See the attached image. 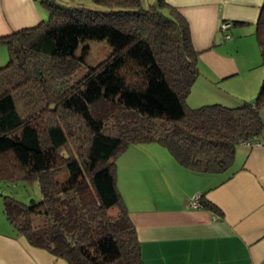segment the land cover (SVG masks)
<instances>
[{
	"label": "trees",
	"instance_id": "16d2710c",
	"mask_svg": "<svg viewBox=\"0 0 264 264\" xmlns=\"http://www.w3.org/2000/svg\"><path fill=\"white\" fill-rule=\"evenodd\" d=\"M93 1L110 22L38 0L47 18L0 35L8 51L0 66V180H37L41 192L28 203L4 195L3 214L15 235L69 264H146L115 159L129 144L156 141L186 168L225 171L235 148L264 130V79L252 99L190 107L198 52L179 11L165 0L149 8ZM254 34L264 66V1ZM87 40H104L111 52L76 75ZM197 200L222 212L204 193Z\"/></svg>",
	"mask_w": 264,
	"mask_h": 264
},
{
	"label": "crops",
	"instance_id": "0c3cea01",
	"mask_svg": "<svg viewBox=\"0 0 264 264\" xmlns=\"http://www.w3.org/2000/svg\"><path fill=\"white\" fill-rule=\"evenodd\" d=\"M165 1L186 19L198 52L199 74L187 103L197 106L215 98L232 106L254 98L264 79L254 34L264 0ZM47 16L38 0H0V35L33 27ZM222 20L236 22L230 39L223 38ZM136 144L149 151L138 160L146 166L124 183H137L141 201L123 200L146 264H264V130L258 140L239 144L231 166L218 173L182 166L156 141ZM123 188L121 183L122 195ZM202 193L220 214L189 204ZM0 264L69 263L31 246L11 228L0 231Z\"/></svg>",
	"mask_w": 264,
	"mask_h": 264
},
{
	"label": "rangeland",
	"instance_id": "374dc122",
	"mask_svg": "<svg viewBox=\"0 0 264 264\" xmlns=\"http://www.w3.org/2000/svg\"><path fill=\"white\" fill-rule=\"evenodd\" d=\"M59 2L75 7L80 12H87L86 16L93 15V19L97 21L99 16L101 17V21L104 22H110L112 20L110 15L103 14L101 10H105L106 7L102 5H98L94 3L93 0H58ZM141 6L145 8H149L152 4L156 3L157 0H140ZM100 11V12H96ZM103 14V15H102ZM114 20V19H113ZM88 46L87 53L84 55V62H79L78 68L75 70V74L78 75L80 72H82L85 69H88V67L95 65L102 59H104L110 52H111V46L107 44L104 40H87L84 42ZM81 44L76 53H80L81 51ZM258 52V49H257ZM8 60V51L7 47L3 44H0V66L4 65L6 61ZM218 87L221 86L222 89H224V84L219 83L217 84ZM195 93L192 94V96ZM213 100H210L209 102H219L220 99L215 100V98H212ZM201 101V100H200ZM187 102V101H186ZM188 102L192 104V101ZM190 107H197L195 105H189ZM199 103V102H198ZM207 103V102H205ZM223 104V101L219 102ZM226 103V102H224ZM227 105V104H226ZM230 106V104L228 105ZM159 128V126H158ZM140 144V143H139ZM149 152L143 145H135V144H129L125 151L121 153L116 159V165L118 167V188L121 189V183L123 188V195L124 198L126 197L129 205H134L135 201H141L140 194L137 192L136 189V182L130 183L128 186L124 183L125 180L131 181V178H133L134 175L138 177V172H140L146 164L139 163L138 160L141 158L143 153ZM145 160V159H144ZM152 167V166H151ZM123 176V181L121 177ZM149 180L151 178L147 176ZM152 194V191H151ZM4 195H11L12 197L21 200L25 203H28L31 199L37 201L41 198V192H40V186L39 182L37 180H25V179H1L0 180V231H6L11 230L10 225L8 224L4 214H3V196ZM155 195V193H154ZM132 202H130V199ZM135 198V199H134ZM144 202V199H142ZM131 203V204H130Z\"/></svg>",
	"mask_w": 264,
	"mask_h": 264
},
{
	"label": "built area",
	"instance_id": "2783aa9c",
	"mask_svg": "<svg viewBox=\"0 0 264 264\" xmlns=\"http://www.w3.org/2000/svg\"><path fill=\"white\" fill-rule=\"evenodd\" d=\"M231 25L230 21L228 20H224L221 22V25H220V28L221 30L224 32V38L225 39H230L231 38V35L226 32V30L229 28V26ZM247 142H250V141H247ZM198 196H195L193 197L191 200H189V204L193 207H197L198 206Z\"/></svg>",
	"mask_w": 264,
	"mask_h": 264
}]
</instances>
